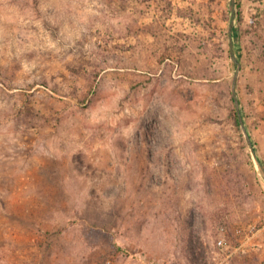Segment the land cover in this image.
Segmentation results:
<instances>
[{
	"label": "rangeland",
	"instance_id": "rangeland-1",
	"mask_svg": "<svg viewBox=\"0 0 264 264\" xmlns=\"http://www.w3.org/2000/svg\"><path fill=\"white\" fill-rule=\"evenodd\" d=\"M262 164L264 0H0V264H264Z\"/></svg>",
	"mask_w": 264,
	"mask_h": 264
},
{
	"label": "water",
	"instance_id": "water-1",
	"mask_svg": "<svg viewBox=\"0 0 264 264\" xmlns=\"http://www.w3.org/2000/svg\"><path fill=\"white\" fill-rule=\"evenodd\" d=\"M234 23H235V17L233 16L232 17V20H231V25H230V28H229V32H230L231 39H233ZM233 45L234 44L232 42L231 43V54H232V57L234 58L235 62L238 65L237 71H236V74L234 76L233 83H232L233 94H234L235 104L237 106V110H238V114H239L240 121H241V123L243 125V128H244L245 132H247V129H246V126H245V123H244V120H243V116L241 114V108H240L241 102H240V99H239L238 93H237L238 74H239V70L241 68V63H240L239 58L236 56V52L234 50ZM248 139H249V141H251L249 136H248Z\"/></svg>",
	"mask_w": 264,
	"mask_h": 264
},
{
	"label": "trees",
	"instance_id": "trees-1",
	"mask_svg": "<svg viewBox=\"0 0 264 264\" xmlns=\"http://www.w3.org/2000/svg\"><path fill=\"white\" fill-rule=\"evenodd\" d=\"M233 64L236 65L235 63H233ZM231 83H232V81H231ZM235 116H236V122L240 125V120H239V116H238V114L236 113ZM262 169H263V171H264V166H263V164H262Z\"/></svg>",
	"mask_w": 264,
	"mask_h": 264
},
{
	"label": "built area",
	"instance_id": "built-area-1",
	"mask_svg": "<svg viewBox=\"0 0 264 264\" xmlns=\"http://www.w3.org/2000/svg\"><path fill=\"white\" fill-rule=\"evenodd\" d=\"M221 242V241H220Z\"/></svg>",
	"mask_w": 264,
	"mask_h": 264
}]
</instances>
